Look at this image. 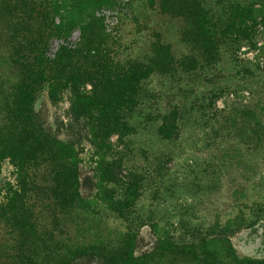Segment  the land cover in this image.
<instances>
[{
  "label": "rangeland",
  "instance_id": "1",
  "mask_svg": "<svg viewBox=\"0 0 264 264\" xmlns=\"http://www.w3.org/2000/svg\"><path fill=\"white\" fill-rule=\"evenodd\" d=\"M94 18L115 63L146 62L154 44L163 43L177 60L195 56L196 69L170 74L158 69L142 85L135 134L123 145L112 138L124 170L142 176L138 199L125 219L97 200L96 149L86 121L73 114V92L59 90L54 100L49 86L44 88L35 104L37 118L48 134L73 145L63 148V154L81 160V192L94 201L80 215L51 203L48 192L33 194L32 213L50 239L36 242V251L54 255L57 245L99 243L132 231L139 235V254L155 248L163 229L191 239L238 222L241 228L230 234L237 254L264 259V0H115L95 11ZM200 19L203 26H193ZM215 28L223 30L225 39L217 53L203 52L201 31L209 38ZM5 34L0 25V91L16 78L7 63ZM84 44L81 29H76L67 42L55 40L49 56L55 57L61 45L80 50ZM175 107L181 109L179 136L165 140L156 119ZM43 173L42 168L36 179L48 186ZM10 186L17 189L18 179L5 160L0 165V205ZM31 248L0 223V264H17ZM77 264L104 263L97 258Z\"/></svg>",
  "mask_w": 264,
  "mask_h": 264
},
{
  "label": "trees",
  "instance_id": "2",
  "mask_svg": "<svg viewBox=\"0 0 264 264\" xmlns=\"http://www.w3.org/2000/svg\"><path fill=\"white\" fill-rule=\"evenodd\" d=\"M112 4L115 0H0V25L10 47L7 63L16 73L8 89L0 91V165L9 160L18 179L17 189L10 186L7 201L0 205V223L18 241L32 245V251H23L17 264H77L97 258L104 264H264V259L241 258L237 254L230 234L241 228L238 222L217 225L191 239L176 237L163 229L155 248L139 254V235L132 231L99 243L57 245L54 255L36 251V242L50 239L42 235L32 213L33 194L48 192L51 203L80 215L89 211L94 201L81 192V160L63 154V148L73 149V145L48 134L37 118L35 104L44 88L49 86L54 100L59 90L73 92V114L86 121L96 149V179L101 186L97 200L125 219L138 199L142 176L124 170L123 155L115 153L112 138L118 137L123 145L135 134L133 121L142 85L158 69L169 74L196 69L195 56L177 60L163 43L154 44L153 56L146 62L115 63L112 54L104 49L105 37L94 18L95 11ZM197 23L199 28L203 26L201 19L193 26ZM76 29H81L85 38L82 49L61 45L55 57L49 56L51 44L55 40L67 42ZM211 35L208 38L201 31L205 41L201 50L209 54L217 53L225 39L221 29L219 32L215 28ZM87 86L92 89L86 91ZM180 115L181 109L175 107L156 119L163 139L179 136ZM42 168L46 181L49 179L48 186L36 179Z\"/></svg>",
  "mask_w": 264,
  "mask_h": 264
}]
</instances>
